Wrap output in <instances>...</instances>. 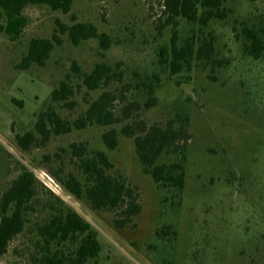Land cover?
<instances>
[{
  "label": "rangeland",
  "instance_id": "1",
  "mask_svg": "<svg viewBox=\"0 0 264 264\" xmlns=\"http://www.w3.org/2000/svg\"><path fill=\"white\" fill-rule=\"evenodd\" d=\"M162 10L159 0H73L67 13L31 4L23 10L26 24L16 38L0 31V199L23 168L36 181L31 207L23 213L24 230L12 239L0 264H32V229L56 207H70L89 223L100 250L87 264H264V0H223V16L206 25L179 18L178 46L193 35L194 50L203 41L212 49L209 57L194 54L175 73L169 65L173 27ZM57 22L92 23L109 36V48L103 50L96 38L73 44ZM247 29L263 40L258 57L248 50ZM53 34L59 43L43 66L19 67L30 39ZM97 63L121 76L89 90L73 66L89 72ZM66 75L75 92L55 102L51 91ZM148 86L155 103L147 108ZM103 90L117 96V115L127 103L137 102L139 117L148 125L170 119L178 125L188 117L191 137L180 194L142 171L133 138L120 132V122L111 125L118 131L112 150L101 138L109 127L97 124L51 134L28 151L17 145L16 136L27 131L40 138L36 121L42 112L52 108L73 121ZM73 143L87 151L104 150L113 163L110 173L136 188L141 212L133 226L116 227L113 211L92 209L85 197L69 194L51 174L82 177ZM177 158L163 154L158 163ZM45 173L54 180L56 194L39 180Z\"/></svg>",
  "mask_w": 264,
  "mask_h": 264
},
{
  "label": "trees",
  "instance_id": "2",
  "mask_svg": "<svg viewBox=\"0 0 264 264\" xmlns=\"http://www.w3.org/2000/svg\"><path fill=\"white\" fill-rule=\"evenodd\" d=\"M166 15V21L172 24L171 60L172 72H178L182 64L189 63L195 54L197 57H209L212 43L203 41L194 50L195 39L188 37L185 44L177 45L178 19L184 18L190 22L206 25L212 18L223 16V0H159ZM73 0H0V31L10 38H16L26 24L23 10L31 4H45L53 10L67 13L71 10ZM61 32H66L73 44L96 38L103 50L109 48L110 38L106 33L99 32L96 26L89 22H75L64 25L57 22ZM249 52L258 57L263 49V40L251 29H247ZM59 38H32L19 67L27 69L36 64L43 66ZM78 73L81 83L89 90L107 87L121 73L105 63H97L89 72ZM69 75L62 79L57 88L51 91V99L55 102L66 101L74 94ZM117 96L111 90H103L89 102L85 111L73 121L62 118L52 108L42 112L36 121V129L40 138L27 131L16 136L17 145L28 151L36 143H44L51 134L70 132L72 128L81 129L88 125L97 124L108 126L102 132L103 144L110 150L118 143L114 123H123L120 132L133 138L135 152L142 166V171L162 187H172L181 193L185 182L184 160L186 145L191 137L188 129V117H183L177 125L174 119L165 125L152 123L148 125L139 117L140 107L137 102H130L121 108L117 115L114 102ZM155 103L153 88L148 86V97L145 107ZM71 153L77 157L81 178L68 173L65 178L59 177L57 171L51 174L59 180L61 186L76 198L85 197L89 206L94 210H108L115 213L114 225L118 228L134 225L133 219L141 212L138 191L127 184L120 175H113L110 169L113 163L104 150L87 151L82 144H72ZM163 154L177 155V161L158 163ZM35 177L25 168L15 177L9 188L0 199V257L7 252L12 239L23 232L26 218L24 211L31 207L34 195ZM59 200V199H57ZM55 213L43 222L35 224L33 233L36 239L33 246L36 252L32 256V264H87L95 258L100 245L90 231V225L70 207H56ZM163 232V231H162ZM158 234V233H157ZM55 245L56 248L52 249ZM66 247V248H65Z\"/></svg>",
  "mask_w": 264,
  "mask_h": 264
},
{
  "label": "built area",
  "instance_id": "3",
  "mask_svg": "<svg viewBox=\"0 0 264 264\" xmlns=\"http://www.w3.org/2000/svg\"><path fill=\"white\" fill-rule=\"evenodd\" d=\"M48 189H50L52 192H54L56 194L55 191H53V185L55 184L54 180L52 179V177H50L49 175H47L46 173L44 174L42 179H39Z\"/></svg>",
  "mask_w": 264,
  "mask_h": 264
}]
</instances>
